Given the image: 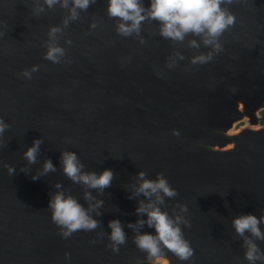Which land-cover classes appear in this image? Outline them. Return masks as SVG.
Wrapping results in <instances>:
<instances>
[{
  "label": "water",
  "instance_id": "water-1",
  "mask_svg": "<svg viewBox=\"0 0 264 264\" xmlns=\"http://www.w3.org/2000/svg\"><path fill=\"white\" fill-rule=\"evenodd\" d=\"M37 2L0 0V118L10 125L0 137V264H247L231 220L259 217L264 209V0L222 5L235 22L219 38L221 50L195 65L188 58L212 49L188 48L191 36L173 44L155 21L142 24L144 43L120 36L107 0H95L67 27L66 10L45 6L37 14ZM53 26L63 29L60 63L44 58ZM176 51L185 59L169 68ZM33 66L38 70L26 78ZM34 139L43 143L29 165L22 153ZM62 149L75 152L86 171L114 174L103 193L89 190L103 201L102 214L92 213L99 227L68 238L50 218L53 185L60 182L87 205L83 186L62 173ZM44 158L57 170L34 181ZM4 164L15 169L12 176ZM139 171L150 179L162 173L176 189L162 210L171 215L179 212L175 205L187 207L180 215L188 226L180 227L193 249L188 261L167 249L148 259L133 242L126 225L137 220V201L128 199V186ZM112 219L127 234L117 252L107 239ZM141 231L154 234L146 225ZM257 243L264 251V241Z\"/></svg>",
  "mask_w": 264,
  "mask_h": 264
},
{
  "label": "clouds",
  "instance_id": "clouds-1",
  "mask_svg": "<svg viewBox=\"0 0 264 264\" xmlns=\"http://www.w3.org/2000/svg\"><path fill=\"white\" fill-rule=\"evenodd\" d=\"M233 0H149L148 5H144V0H107L106 14L115 20V32L123 37L134 36L139 38L140 43H144L141 38V27L145 22H157L158 34L173 44H183L186 40L188 48L199 50L201 45L211 48L212 51L191 56L189 62L193 65L203 64L212 59L213 52L221 50L219 38L235 22V17L226 7L222 5L231 4ZM95 0H43L37 2V14L44 11L45 6L52 9L59 6L66 10L67 15L62 19V25L67 27L70 21L80 18V13L86 11ZM96 28V22L90 25ZM63 29L53 26L48 29V39L44 44L46 51L44 58L52 63H60L65 56V49L58 45V34H62ZM65 43L70 44V40ZM185 57L176 51L170 57L167 67L176 66L178 60ZM38 70V66H33L31 70H25L23 75L31 78V73ZM10 128L2 118H0V137ZM42 139H34L31 146L22 153L23 158L29 165L37 162L40 154ZM59 166L62 173L74 184L82 185L84 188L82 198L86 202V207L72 196L69 190L64 189L60 182H56L53 187L54 192L49 193L48 210L50 218L60 229L63 238L70 237L77 231H92L99 227L100 221L94 219L92 213L98 217L102 213L99 209L103 206V201L96 198L89 191L96 190L98 193L111 186L114 174L110 169H104L99 174L94 171H86L85 165L80 161L73 151L62 149L59 157ZM3 167L12 176L15 169L4 164ZM56 166L50 158H44L41 167L31 176L32 180L48 173H54ZM21 172L27 173V168L22 167ZM131 189L128 199H136L137 207L135 214L137 220L128 223L127 228L131 229L134 235L133 242L136 247L146 253L148 259H159L163 249L175 254L181 261H188L193 255V249L184 238L180 225L188 226V221L180 213H186L187 207L183 204L175 205L179 212L169 215L168 211L162 210L165 205V198L171 199L177 195L176 189L172 188L162 173H156L155 179L147 178L144 171H139L135 175V182L128 186ZM143 199H140V197ZM146 217V219L141 218ZM154 229V234L142 232L144 226ZM264 209H261L259 217L253 214H238L231 220V227L236 236L240 238L243 258L247 264H264V251L261 250L257 241H264ZM107 227L110 232L107 239L113 252L119 250V246L126 243L127 234L124 231L125 225L118 219L108 221ZM101 236L104 233H100ZM95 242V241H93ZM65 253V259H69Z\"/></svg>",
  "mask_w": 264,
  "mask_h": 264
},
{
  "label": "trees",
  "instance_id": "trees-1",
  "mask_svg": "<svg viewBox=\"0 0 264 264\" xmlns=\"http://www.w3.org/2000/svg\"><path fill=\"white\" fill-rule=\"evenodd\" d=\"M260 123L264 125V110L261 111Z\"/></svg>",
  "mask_w": 264,
  "mask_h": 264
},
{
  "label": "rangeland",
  "instance_id": "rangeland-1",
  "mask_svg": "<svg viewBox=\"0 0 264 264\" xmlns=\"http://www.w3.org/2000/svg\"><path fill=\"white\" fill-rule=\"evenodd\" d=\"M244 121H245V120L238 122V123L235 125V128H237V127H238L240 124H242Z\"/></svg>",
  "mask_w": 264,
  "mask_h": 264
}]
</instances>
